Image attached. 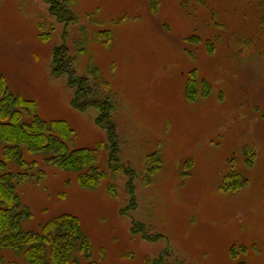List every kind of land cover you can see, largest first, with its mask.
<instances>
[{
  "label": "rangeland",
  "instance_id": "1",
  "mask_svg": "<svg viewBox=\"0 0 264 264\" xmlns=\"http://www.w3.org/2000/svg\"><path fill=\"white\" fill-rule=\"evenodd\" d=\"M67 5L70 22L46 0H0V76L41 118L68 125L71 151L95 149L105 176L85 187L79 171L25 151L37 166L18 187L32 213L24 228L77 216L91 244L83 261L98 264H264V0ZM62 45L77 75L91 58L100 67L115 136L99 108L73 106L69 75L54 74ZM194 75L209 94L199 83L187 96ZM3 254V264H30Z\"/></svg>",
  "mask_w": 264,
  "mask_h": 264
},
{
  "label": "trees",
  "instance_id": "2",
  "mask_svg": "<svg viewBox=\"0 0 264 264\" xmlns=\"http://www.w3.org/2000/svg\"><path fill=\"white\" fill-rule=\"evenodd\" d=\"M46 1L51 14L59 21L73 20V14L67 17L71 12L67 3L72 0ZM92 59L86 67L87 74L77 75L74 57L68 54V47L62 45L54 51L53 72L56 76L69 75L70 85L76 86L73 106L80 110L99 108L96 121L113 137L116 134L112 118L114 106L108 90L99 86L100 80L104 79L103 74ZM199 83L203 95L209 94L210 87L206 81H199L194 75L186 85L188 97L196 99ZM70 135V128L64 121L41 118L36 101L12 92L5 78L0 76V264L4 263L5 250L23 254L30 264H98L87 259L83 261L90 255L91 244L77 216H56L39 230H27L23 226V220L32 217V213L24 205L18 187L33 178L29 170L37 166L36 161L25 159V151L45 155L49 164L79 171L80 183L85 187H96L105 176L96 165L97 151L88 148L71 151L68 144ZM153 158H158V155ZM9 164L20 170L9 169ZM42 176L40 170L37 178L40 180ZM234 186L240 187L242 183Z\"/></svg>",
  "mask_w": 264,
  "mask_h": 264
}]
</instances>
